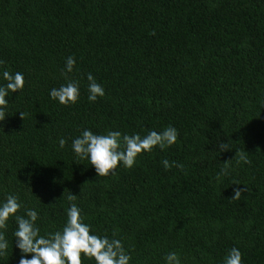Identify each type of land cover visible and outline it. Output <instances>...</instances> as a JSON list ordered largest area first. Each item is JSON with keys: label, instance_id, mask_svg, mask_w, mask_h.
Masks as SVG:
<instances>
[{"label": "trees", "instance_id": "trees-1", "mask_svg": "<svg viewBox=\"0 0 264 264\" xmlns=\"http://www.w3.org/2000/svg\"><path fill=\"white\" fill-rule=\"evenodd\" d=\"M70 56L80 96L65 106L50 91L68 82ZM0 60V86L5 70L25 79L0 121V206L18 197L16 215L35 210L47 236L65 226L72 191L92 234L119 239L129 264H167L171 252L224 264L232 248L242 264H264V0H0ZM88 74L105 91L95 102ZM168 126L174 145L108 176L72 148L83 130L143 137ZM236 186L246 190L232 199ZM17 228L12 216L0 230V264H19ZM82 264L96 262L82 254Z\"/></svg>", "mask_w": 264, "mask_h": 264}, {"label": "clouds", "instance_id": "clouds-1", "mask_svg": "<svg viewBox=\"0 0 264 264\" xmlns=\"http://www.w3.org/2000/svg\"><path fill=\"white\" fill-rule=\"evenodd\" d=\"M154 34V33H152ZM4 61L0 60V65ZM75 66V57H68L65 70H62L66 84L59 88H53L50 96L53 100L67 106L75 104L79 100L80 86L78 81L71 80L68 76ZM3 79L6 85L0 86V121L5 120L4 108L8 101L6 96L9 92L21 91L25 85L22 73L15 74L5 70ZM88 99L95 102L98 97L105 95L104 88L98 84L95 78L88 74ZM24 120L26 113L19 112ZM178 139V131L172 126H168L162 132L150 130L143 137L140 134L122 135L119 131H109L106 134H94L90 130H83L82 134L72 142L74 153L81 159H88L92 167L95 168L97 176H108L114 174L117 167L122 163L125 168L131 169L137 157L143 152H151L153 148L159 147L161 150L174 145ZM66 141L61 138L59 146L63 148ZM221 152L230 150L228 143L221 141ZM244 163H251L243 153H236ZM228 161L221 173L217 174V179L221 175H227ZM164 168L171 167L183 169L182 164L162 161ZM238 183V182H237ZM245 188L236 186L233 188L232 199H239ZM77 196L71 191L67 199L71 203L67 209V221L62 230L49 233L47 236L40 235V229L35 225L38 213L28 209L27 218L16 215L21 204L18 197L9 195L5 203L0 206V230H6L7 221L15 216L18 228L14 235L16 237L15 246L21 250L22 256L19 264H82V254L88 259H94L96 264H129L131 256L125 252L122 242L119 239H109L107 236L92 234L90 225L84 223L81 210L74 203ZM115 235V233H114ZM8 242L3 231H0V256L7 254ZM31 254V259L26 258ZM167 264H180L178 255L175 252L168 253L165 257ZM224 264H242V254L237 248H232L225 257Z\"/></svg>", "mask_w": 264, "mask_h": 264}]
</instances>
